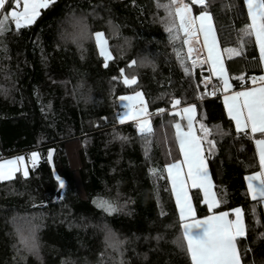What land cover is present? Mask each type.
Wrapping results in <instances>:
<instances>
[{"label":"trees","instance_id":"obj_1","mask_svg":"<svg viewBox=\"0 0 264 264\" xmlns=\"http://www.w3.org/2000/svg\"><path fill=\"white\" fill-rule=\"evenodd\" d=\"M191 5L195 16L202 5ZM169 0H52L34 23L15 28L11 17L0 32V160L40 154L29 176L0 181V264H191L176 201L165 170L180 159L169 115L171 99L196 105L195 130L204 147L219 203L215 211L240 207L246 236L237 238L242 264H264V210L248 195L245 177L260 169L255 140L237 135L222 101L202 95L199 76L186 75L177 52L186 59L181 39L165 32ZM233 90L263 75L254 36L240 47V30L250 23L242 0H206ZM227 5V7H225ZM5 13H0V16ZM82 16L89 31L80 47L62 35L73 32L69 18ZM115 30V31H114ZM103 32L113 59L104 67L91 33ZM237 48L241 55L225 52ZM148 57L150 64L141 65ZM255 57V59H253ZM137 64L128 67L132 60ZM186 64H190L186 59ZM137 84L125 85L119 70ZM244 74L245 80L236 77ZM116 77V79H113ZM82 85V86H81ZM141 91L154 135L146 145L132 123L120 124L118 97ZM157 108H165L157 113ZM208 129L207 140L200 125ZM219 126L220 131L216 130ZM208 140L215 147L209 154ZM55 149V167L65 179L63 198L47 160ZM153 170V171H150ZM199 192L197 217L209 211ZM123 206L107 213L101 200ZM31 224L38 252L20 243ZM113 240L106 242V235ZM111 244V246H109Z\"/></svg>","mask_w":264,"mask_h":264},{"label":"snow or ice","instance_id":"obj_2","mask_svg":"<svg viewBox=\"0 0 264 264\" xmlns=\"http://www.w3.org/2000/svg\"><path fill=\"white\" fill-rule=\"evenodd\" d=\"M21 2L23 3L22 10H20ZM51 2L52 0H0V13H5L0 16V32L4 31L5 22L9 17L14 21L16 29H20L22 25H31L39 15V9L47 7ZM191 3L204 6V10H201L196 17L192 15V7L184 0H169L168 4L157 5L163 7L167 14L162 22L165 23L164 30L168 34L169 41L174 43L176 40L181 39L179 33H183L182 43L187 47L186 59L190 60L191 67L189 68L186 64L185 58L180 57L179 52H177V59L180 60L185 74L191 75L197 66L201 68L199 83L196 85L198 89L201 86L207 89L212 77H216L219 85H222L223 88L224 109L230 121L234 122L236 134L248 136V130L250 129L251 134L259 133L261 137H264V75L249 77L252 87H245L242 83L240 84L242 90H233V83L230 82L222 61L213 17L211 12L207 10L208 4L206 0H191ZM242 4L247 9L250 23L240 30V47L242 48L248 42L244 40V37L250 40L254 36L255 44L259 50V63L264 67V0H242ZM68 22L72 25L73 32L66 33L61 38H71L74 43H77L78 47L82 46L81 41L89 37L88 25L85 19L82 16L72 15ZM91 35L95 38V45L99 50V55L103 58L104 67H108V62L113 59L108 40L105 38L104 33L100 31L91 33ZM224 51L232 55H241L237 48H225ZM150 63L152 61L148 57H144L140 61L141 65ZM136 64L137 61L134 59L129 62L128 67L131 68ZM205 65H208L206 70L210 75H203ZM119 73L125 85L137 84V77L126 75L124 68H121ZM113 79H116V77H113ZM236 79L244 81L245 76L241 74ZM219 85L213 88L212 95L216 94ZM118 100L126 109V111L118 113V121L120 123L126 120L136 121L137 132L147 145L149 138L155 133L142 92L135 91L132 95H122L118 97ZM170 103L174 112H169V115L179 117L180 120H187V130L184 129L180 120L173 124L175 141L178 143L179 153L183 159L166 163L164 167L167 172V179L171 184L172 194L175 197L181 222L180 226L183 229L182 241H186L191 264H241L237 238L246 236L242 209L240 207L231 209V212L235 214L234 220L228 218V212H219L205 216L202 219L196 218V213L189 198V181L192 188L202 191L203 202L207 205L209 212L218 207L221 201L217 199V194L213 191V181L203 154L204 149L201 138L193 130V122L196 119V105L189 104L180 107L182 104L181 98H173ZM165 111V108L156 109L157 113H164ZM200 127L204 131V139L207 140L208 129L202 123ZM216 130L220 131L218 125ZM208 144L209 154H211L215 145L212 140H208ZM255 144L259 154L260 171L253 172L245 179L248 182L247 191L251 199L257 203H264V138L256 139ZM53 151L51 148L48 149L47 159L49 163L52 161ZM39 159L40 154L37 151H32L27 162L35 167ZM150 171L153 170L150 169ZM18 172H22L24 178L29 176V168L24 156L21 155L0 162V181H10ZM53 175L60 190L58 198L62 199L66 182L55 172ZM97 207L107 213H113L120 211L123 206L118 207L114 201L101 199L97 203ZM30 225L28 235H23L19 229H17V232L21 235L20 243L24 248L28 252L37 253L39 246L36 231L39 226L31 224V222ZM112 240L111 233L106 235V242Z\"/></svg>","mask_w":264,"mask_h":264},{"label":"crops","instance_id":"obj_3","mask_svg":"<svg viewBox=\"0 0 264 264\" xmlns=\"http://www.w3.org/2000/svg\"><path fill=\"white\" fill-rule=\"evenodd\" d=\"M198 5V4H197ZM200 6V5H199ZM195 16V15H194ZM255 38V37H254ZM257 49H258V46H257ZM258 53H259V50H258ZM263 75H264V67H263ZM213 78V77H212ZM214 79V78H213ZM253 85H251V86H249V87H252ZM240 90H242V89H239V90H235V91H240ZM222 92H223V90H222ZM223 96H224V93H223V95H222V101H223V103H224V100H223ZM187 106V105H186ZM180 107H184V106H181L180 105ZM171 112H174V109L171 111ZM150 116V115H149ZM196 116H197V108H196ZM178 120H180V118L178 117ZM134 122H136V121H134ZM180 122H181V124H182V126L184 127V129L185 130H187V120H180ZM137 123V122H136ZM193 130H194V132H195V134H196V130H195V120H194V122H193ZM174 131H175V129H174ZM249 132H250V129L248 130ZM251 133V132H250ZM256 134H259V133H256ZM256 134H253V135H256ZM197 135V134H196ZM259 139H261V138H259ZM202 147H203V145H202ZM178 148H179V146H178ZM255 148H256V152H257V156H258V160H259V154H258V150H257V146H256V144H255ZM203 149H204V147H203ZM204 154V156H205V152L203 153ZM183 158H182V156L180 155V159L179 160H182ZM205 160H206V163H207V166H208V170H209V174H210V177H211V179H212V176H211V172H210V168H209V165H208V162H207V159H206V157H205ZM258 171H260V169L258 170ZM257 171V172H258ZM185 172H186V168H185ZM18 174V173H17ZM166 174H167V172H166ZM251 175V174H250ZM247 176H249V175H247ZM15 178V177H14ZM246 180V179H245ZM213 181V180H212ZM170 183V182H169ZM248 184V182L246 181V185ZM170 187H171V184H170ZM188 191H189V198H190V201H191V203H192V205H193V209H194V211H195V213H196V218L197 219H202L203 217H201V218H198L197 217V211H196V208H195V205H194V202H193V193H194V191H197V192H199L200 193V195H201V199H202V204H204L205 205V207L207 208V210H208V207H207V205L203 202V193H202V191H200L199 189H195V188H192L191 187V183H190V181L188 182ZM213 191L215 192V189H214V183H213ZM174 196V195H173ZM175 198V197H174ZM251 198V197H250ZM217 199H218V197H217ZM219 206V205H218ZM262 207H263V210H264V203H262ZM216 208H218V207H216ZM216 208H214L213 210H212V212H209V214L208 215H206V216H209V215H213V214H217V213H219V212H221V211H215V209ZM222 212H225V211H222ZM179 213V212H178ZM229 213V212H228ZM234 217H235V214H234ZM229 219H232V217L230 216V214H229V217H228ZM235 219V218H234ZM233 219V220H234ZM237 248H238V246H237ZM238 252H239V250H238ZM240 255V254H239ZM241 259V258H240ZM241 264H242V261H241Z\"/></svg>","mask_w":264,"mask_h":264},{"label":"rangeland","instance_id":"obj_4","mask_svg":"<svg viewBox=\"0 0 264 264\" xmlns=\"http://www.w3.org/2000/svg\"><path fill=\"white\" fill-rule=\"evenodd\" d=\"M186 3H188V1H186ZM50 4V3H49ZM48 4V5H49ZM189 4V3H188ZM190 5V4H189ZM191 6V5H190ZM22 7H23V3L21 2V6H20V10H22ZM40 10L41 9H39V15H40ZM38 15V16H39ZM192 15H193V17H196V16H194V13H193V10H192ZM199 15V14H198ZM197 15V16H198ZM38 16L36 17V19L38 18ZM36 19H35V21H36ZM34 21V22H35ZM33 22V23H34ZM178 23V22H177ZM213 25H214V23H213ZM22 26H24V25H22ZM215 27V26H214ZM181 34H182V36H183V33L181 32ZM218 42H219V40H218ZM218 46H219V49H220V51H221V56H222V61H223V63H224V65H225V60H224V57H223V53H222V49H221V47H220V43L218 44ZM187 52H186V46H185V55H186V57H187V54H186ZM188 61V60H187ZM188 63H189V61H188ZM190 64V63H189ZM190 67H191V65H190ZM225 68H226V65H225ZM226 70H227V68H226ZM193 72V71H192ZM227 74H228V71H227ZM228 76H229V74H228ZM214 79H216V77H213ZM229 79H230V76H229ZM230 82H231V80H230ZM221 89L223 90V88L221 87ZM224 93V92H223ZM126 95H132V94H126ZM202 95H203V93H202ZM223 95V94H222ZM204 96V95H203ZM144 97V96H143ZM145 100V99H144ZM118 104H119V113L120 112H123V111H126V109L121 105V103H120V101L118 100ZM118 116V115H117ZM120 123V122H119ZM125 123H135L133 120H126V121H124L123 123H120V124H125ZM22 156H24L25 157V161H26V164H27V167L29 168V166L31 165L30 163H28L27 162V160H28V156L29 155H25V154H21ZM21 155H16V156H12V157H8V158H4V159H1L0 160V162H3V161H6V160H9V159H12V158H14V157H17V156H21ZM39 161V160H38ZM38 163V162H37ZM18 173H20L21 175H22V172H18ZM16 175H17V173H16ZM15 175V176H16ZM23 176V175H22ZM14 178V177H13Z\"/></svg>","mask_w":264,"mask_h":264},{"label":"built area","instance_id":"obj_5","mask_svg":"<svg viewBox=\"0 0 264 264\" xmlns=\"http://www.w3.org/2000/svg\"><path fill=\"white\" fill-rule=\"evenodd\" d=\"M186 1L187 0H184L185 3H186ZM186 52H187V47H186ZM188 61H189L190 65H191L190 60H188ZM204 68H205V71H204L203 75H210V73L206 70L208 68V65H205ZM193 74H195V75L197 74L199 76V79H200L201 68L199 66H197V68L195 70H193ZM198 83H199V81H198ZM214 87H216V84H215L214 79L212 78V81L209 84V86H208L207 89H205L203 86H201L199 88V90H200L201 93H203L207 97L216 98V97H218L217 90H216V94L215 95H212V92H213V88ZM132 125H133L134 129L137 130V123L136 122L135 123H132Z\"/></svg>","mask_w":264,"mask_h":264},{"label":"water","instance_id":"obj_6","mask_svg":"<svg viewBox=\"0 0 264 264\" xmlns=\"http://www.w3.org/2000/svg\"><path fill=\"white\" fill-rule=\"evenodd\" d=\"M54 151H53V156H52V161H51V163H49V165H50V168H51V171H52V175H53V173L55 172V174L56 175H59L60 176V174L58 173V171L56 170V167H55V162H54V158H55V152H56V150L55 149H53ZM48 160V159H47ZM62 177V176H61ZM53 178H54V180H55V177H54V175H53ZM63 178V177H62ZM64 179V178H63ZM65 180V179H64ZM56 181V180H55ZM57 183V182H56ZM60 195V190H59V188L57 189V192H56V195H55V200H59L60 198H58V196Z\"/></svg>","mask_w":264,"mask_h":264}]
</instances>
